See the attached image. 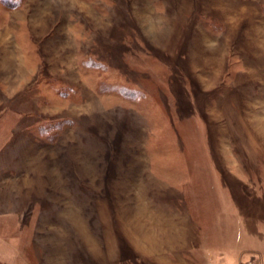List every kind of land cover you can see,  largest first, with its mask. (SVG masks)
<instances>
[{"label": "rangeland", "instance_id": "1", "mask_svg": "<svg viewBox=\"0 0 264 264\" xmlns=\"http://www.w3.org/2000/svg\"><path fill=\"white\" fill-rule=\"evenodd\" d=\"M0 264H264V0H2Z\"/></svg>", "mask_w": 264, "mask_h": 264}, {"label": "snow or ice", "instance_id": "2", "mask_svg": "<svg viewBox=\"0 0 264 264\" xmlns=\"http://www.w3.org/2000/svg\"><path fill=\"white\" fill-rule=\"evenodd\" d=\"M0 2H2V0H0Z\"/></svg>", "mask_w": 264, "mask_h": 264}]
</instances>
